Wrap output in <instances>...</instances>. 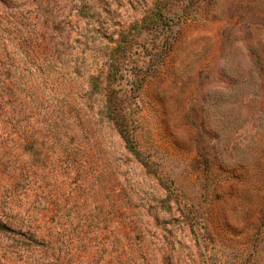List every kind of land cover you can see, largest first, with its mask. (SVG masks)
<instances>
[{"label": "rangeland", "instance_id": "374dc122", "mask_svg": "<svg viewBox=\"0 0 264 264\" xmlns=\"http://www.w3.org/2000/svg\"><path fill=\"white\" fill-rule=\"evenodd\" d=\"M0 264H264V0H0Z\"/></svg>", "mask_w": 264, "mask_h": 264}]
</instances>
